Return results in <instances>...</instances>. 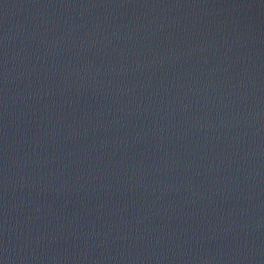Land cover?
Segmentation results:
<instances>
[{
    "label": "water",
    "instance_id": "water-1",
    "mask_svg": "<svg viewBox=\"0 0 264 264\" xmlns=\"http://www.w3.org/2000/svg\"><path fill=\"white\" fill-rule=\"evenodd\" d=\"M0 264H264V0H0Z\"/></svg>",
    "mask_w": 264,
    "mask_h": 264
}]
</instances>
